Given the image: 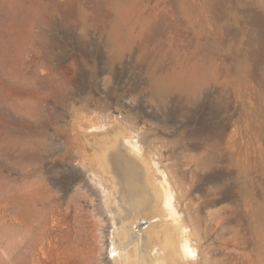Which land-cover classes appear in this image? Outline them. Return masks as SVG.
Listing matches in <instances>:
<instances>
[{"label":"rangeland","instance_id":"obj_1","mask_svg":"<svg viewBox=\"0 0 264 264\" xmlns=\"http://www.w3.org/2000/svg\"><path fill=\"white\" fill-rule=\"evenodd\" d=\"M113 1L0 0V264L23 262L27 238L32 246L52 205L67 203L75 252L47 245L43 264L110 263L105 261L111 258L112 239L118 243L117 231L135 211L122 195L125 181L118 175L115 199L106 202L85 176L72 172L77 162L69 144L71 129L80 117L90 123L92 111L109 113L153 141L182 192L184 211L200 241L199 256L207 264H264V0H136L135 41L126 50L108 44V32L115 29ZM120 1L126 6L132 0ZM227 5H235L237 24L226 13ZM207 13L228 33L215 54L226 89L212 84L202 94V105L178 93L154 94L151 74L171 77L184 66L195 31V40H205L209 32L216 37ZM255 61L253 74L236 70L235 64L251 68ZM212 100L220 107L215 109ZM249 110L259 116L248 120ZM252 121V128L235 136L238 149L249 155L248 172L239 175L232 171L229 141L237 124ZM218 125L227 128L214 145ZM209 138L207 146L203 140ZM30 192L31 226L20 228L13 222L14 202ZM147 224L134 223L123 245L140 242L139 254L145 257ZM29 250L42 254L38 246Z\"/></svg>","mask_w":264,"mask_h":264},{"label":"bare ground","instance_id":"obj_2","mask_svg":"<svg viewBox=\"0 0 264 264\" xmlns=\"http://www.w3.org/2000/svg\"><path fill=\"white\" fill-rule=\"evenodd\" d=\"M136 2V0H132L126 6H124L123 2L120 0H116L111 3L113 9L116 12V15L111 16L110 19L115 29H113L111 32H108V44L113 49L126 50L133 47L132 44L135 41V36H131L136 30L135 25L139 18V9L137 8ZM228 7L230 9L229 11L227 9L226 13L232 18V20H234V23L237 24L239 18L238 12L235 9V5H230ZM211 14L207 13L205 15V20L210 26H214L212 33L214 32L216 37L212 36V34L209 32L208 34H210V37L206 35L205 40L201 38V36L200 39L195 40L194 37L199 38V33L195 31L193 33L194 35L191 36L193 38L189 43L190 47L188 51L187 62L184 66L179 68L180 70L178 68L174 70L171 77H156L154 74H151L150 87L154 94L166 95L168 93H178V95L181 97H186L191 103L198 101L199 104L202 105L205 100V98H202V94H204L206 88L213 84L218 85V87L220 85V91L226 89L227 85L221 78L225 72L221 71L222 68L218 64L215 54L220 52L221 46L225 43L228 33H222V31H224V28L222 27L223 24H215L212 22V18L210 17ZM146 23L147 22H143V25ZM115 26H123L126 28V34L121 31V28V30H118ZM202 28H205V26ZM251 43L253 42L251 41ZM258 64L259 62L255 61L254 66L251 68L246 65L241 66L237 64H235V67L237 71L251 72L253 74L257 68L256 65ZM235 89L238 91V93H241L240 86L237 85ZM212 101L211 103L215 109L220 107L219 102L215 100ZM249 111L251 112L249 113L248 120H251L255 115L259 116L257 114L258 112L253 110ZM97 112L98 111H92L90 113L92 117H87V119H91L90 121L93 123H88V120H84L86 116H84V118L80 117V119L78 118V122H76L78 125L71 129L72 133L69 137V144H71L75 149L74 159L77 162L73 165L74 167L72 170L74 171L72 172H75V175L81 174L85 176L87 179V181H85L87 185L88 182L91 184L92 191L93 188L98 189V192L102 194L103 200L105 198L106 202L115 199L117 186L120 185H117V181L115 179L118 175L122 180L125 181L122 195L124 198L127 196L129 197L131 204L130 206L135 211L131 219L127 222H124L121 225V229L117 231L116 236L119 238L118 243L116 244V242L112 239L113 245L110 249V261H105V258L103 261L111 263L112 260L115 264H207V260H203L201 256H199L198 249L200 248V241L198 238H196V236L194 237V235H196L194 233L196 232L194 227L192 228L190 223L191 221H188L190 218H187V215L184 211L183 195L181 194L182 192L179 190V188L177 189L172 177L170 176V173L164 166L162 155H160L158 150L152 144L153 141L148 138V135H142V133L131 129L127 122H123L119 118H112V116L109 117V113L108 115L106 113L103 115ZM253 124V121L244 127H240L241 125L237 124L233 129V135L229 141V143H231V148L233 149V161L231 162L232 171L239 175L248 172L249 155L246 157L243 150L238 149L237 146L239 145L240 140L235 139V136L242 134L243 128H252ZM226 128L227 127H221L220 125L214 128L217 129L215 133L217 136H215L218 139L217 140L213 137L211 138L214 139V145L218 144L220 137L222 138V133L226 131ZM205 131L207 132V129H205ZM208 133H211V130ZM90 138H94L95 141H90ZM211 139L209 138L203 140L204 144L207 146L212 144ZM90 149H93V152L91 151L92 153H90ZM234 154L244 156V158L240 160L237 157H234L233 159ZM74 159H72L73 162ZM72 177L74 180V176ZM247 187L248 184H246V188ZM29 194L24 197V200H21L22 198L20 199V196H17L14 202L13 222L17 227L20 228H27L31 226L29 218L30 213L29 210H26V206L29 204V200H31L32 196L31 192ZM92 194L93 193H91V195ZM50 203L48 204L50 205ZM54 206L55 204L52 205L49 216L45 217L44 223L40 231L37 233V236H35V240L33 241L34 244L32 246L30 245L31 241H29V238L26 236L29 242L27 241L26 246H24L26 248V250H24V260L23 262L17 260L15 264H43L44 262L48 261V252L50 249H46L47 245H49L50 248L61 247L63 252H68L73 255L75 252L73 237L75 236H73V225L71 223V205L67 203L65 205L61 204L59 206ZM110 215L112 217V214ZM83 218L85 220V217ZM50 220L53 221V226L49 225ZM139 221H142V223H148L144 227V232L147 238V246L145 249H147V247L149 248V255L147 257H145L142 253L139 254L140 242L139 244L137 242L134 245L128 247L123 246L129 242L132 236L133 224L136 223L137 225ZM88 226H90V224H88ZM73 229L75 228L73 227ZM30 233H32V231H30ZM24 235H26V233ZM28 235L30 236V234ZM14 241V243H17L15 239ZM115 244L117 246H115ZM37 246L39 247V251L42 252V256L40 253L35 251L36 249L33 251V254L31 253V250H29L33 247L37 248ZM98 249H100V247ZM140 256L143 257L140 258ZM83 260L84 259H81V261ZM96 260H100V258H96L95 261ZM86 261L88 262V260ZM92 262L93 261L90 263ZM50 263H52V261ZM61 264L70 263L62 262Z\"/></svg>","mask_w":264,"mask_h":264}]
</instances>
